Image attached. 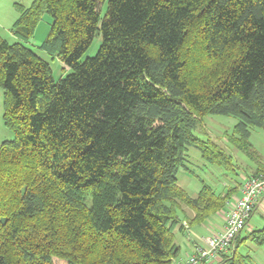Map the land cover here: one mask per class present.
<instances>
[{
    "label": "trees",
    "instance_id": "trees-1",
    "mask_svg": "<svg viewBox=\"0 0 264 264\" xmlns=\"http://www.w3.org/2000/svg\"><path fill=\"white\" fill-rule=\"evenodd\" d=\"M16 6L26 41L50 15L40 47L72 71L56 80L48 60L0 35L15 133L0 145V264H173L182 220L204 222L237 188L204 184L192 196L179 184L189 147L229 164L195 130L209 114L235 115L234 142L250 153L252 127L264 129V0ZM99 32L98 52L82 61ZM225 264L250 263L235 249Z\"/></svg>",
    "mask_w": 264,
    "mask_h": 264
},
{
    "label": "rangeland",
    "instance_id": "rangeland-1",
    "mask_svg": "<svg viewBox=\"0 0 264 264\" xmlns=\"http://www.w3.org/2000/svg\"><path fill=\"white\" fill-rule=\"evenodd\" d=\"M30 6L33 0H0V35L10 42L21 41L34 49L40 56L48 60L53 70V76L56 80L66 76L72 71V68L64 64L57 55H52L43 50L40 46L49 36L52 18L44 14L38 22L33 36L26 41L14 32V24L19 17V10L16 3ZM106 5L103 6V12ZM102 43V35L99 32L91 46L84 53L81 60L94 56ZM5 104L4 90L0 87V145L5 140L15 137L12 129L7 127L4 120ZM238 118L235 115L209 114L204 117L203 125L195 130V133L204 138H211L219 143L225 149L229 164L212 162L206 159L202 152L196 147H189L186 155L187 167H182L178 171L179 184L185 188L192 196H196L204 184L212 186L217 192L225 193L231 188L236 187L234 191H239L240 182L243 181V175L253 170L264 168V129L252 127V134L249 142L252 146V152L248 153L240 148L234 142L233 134ZM234 196H237L234 195ZM180 217L182 215L180 214ZM216 213L210 215L209 219H215ZM249 225L240 233L238 247L235 249L240 255L245 257L246 262L250 264H264V206H260L251 217ZM220 220V217H219ZM211 222V221H210ZM180 243V242H179ZM187 243L182 244L179 254L183 255ZM55 264H65L63 261L55 258ZM174 264V263H173ZM225 264V263H224Z\"/></svg>",
    "mask_w": 264,
    "mask_h": 264
},
{
    "label": "built area",
    "instance_id": "built-area-1",
    "mask_svg": "<svg viewBox=\"0 0 264 264\" xmlns=\"http://www.w3.org/2000/svg\"><path fill=\"white\" fill-rule=\"evenodd\" d=\"M264 196V172L252 173L241 185V194L227 201L220 211L224 224L220 229L212 230L195 251L177 264H217L224 263L236 247V240L246 228L255 206ZM188 228V224L185 223Z\"/></svg>",
    "mask_w": 264,
    "mask_h": 264
},
{
    "label": "crops",
    "instance_id": "crops-1",
    "mask_svg": "<svg viewBox=\"0 0 264 264\" xmlns=\"http://www.w3.org/2000/svg\"><path fill=\"white\" fill-rule=\"evenodd\" d=\"M253 172H254V170L250 173L244 174L243 175V181L245 180V178L247 176H249ZM243 181L240 182L239 191H237V192L235 191L234 194L232 195V198L236 197V196H234L236 194H237V196H239L241 194V185H242ZM260 206H264V196L261 199H259V201L257 202L251 217H253L254 212ZM187 214L189 215V217H191L193 212H191V210H188ZM216 214L218 217H216L215 219H209L207 224L206 223L202 224V227L198 226L200 224H193V225H189V227L187 228L185 226V223H187V219L182 220L184 223V227L180 226L178 228V230L176 232V237H177L178 242H180L179 244H180L181 248L183 247L182 244L184 245V243H187L185 246L187 249H185V253L183 255H181V254L178 255V257L174 261V264H177L178 262H180L182 260H186L195 251L196 246L199 243H202L204 241V238L207 235H209L212 230L220 229L223 226V224H224L223 216L221 215L220 212H217ZM219 217H220V220H219ZM251 217H250V219H252ZM250 219H249V221H250ZM249 221L247 222L246 227L249 225ZM224 263H217V264H224Z\"/></svg>",
    "mask_w": 264,
    "mask_h": 264
}]
</instances>
